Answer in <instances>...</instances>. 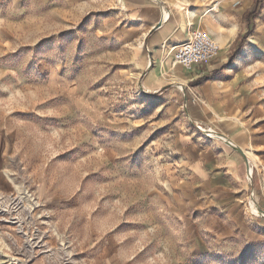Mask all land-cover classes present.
Instances as JSON below:
<instances>
[{
    "label": "rangeland",
    "instance_id": "1",
    "mask_svg": "<svg viewBox=\"0 0 264 264\" xmlns=\"http://www.w3.org/2000/svg\"><path fill=\"white\" fill-rule=\"evenodd\" d=\"M165 1L209 32L254 8ZM244 20L264 56V3ZM130 25L126 0H0V264H264L258 205L249 245L190 236L166 184L185 109L143 88L160 60L179 76L172 45L125 41Z\"/></svg>",
    "mask_w": 264,
    "mask_h": 264
},
{
    "label": "crops",
    "instance_id": "2",
    "mask_svg": "<svg viewBox=\"0 0 264 264\" xmlns=\"http://www.w3.org/2000/svg\"><path fill=\"white\" fill-rule=\"evenodd\" d=\"M126 4L131 25L121 36L138 41L139 46L147 43L155 49L170 44L172 53L197 28L188 15L173 11L165 0H126ZM247 8L246 4L238 15L228 8L220 12L235 17L230 26L207 24L210 32L206 31L219 46L212 60L191 72L172 62L179 76L170 75L174 78L170 81L160 69L164 62L160 60V67L148 70L143 79L146 92L162 94L160 102L172 116L177 109H185L186 119L176 124V160L166 184L190 236L195 238V232L202 231L220 241L242 238L245 245L258 239L257 226L262 222L247 208L251 190H255L256 205L264 210V56L250 52L259 44L254 35L244 40L243 48L229 62L231 45L244 32ZM192 121L215 134L204 136L193 129Z\"/></svg>",
    "mask_w": 264,
    "mask_h": 264
},
{
    "label": "built area",
    "instance_id": "3",
    "mask_svg": "<svg viewBox=\"0 0 264 264\" xmlns=\"http://www.w3.org/2000/svg\"><path fill=\"white\" fill-rule=\"evenodd\" d=\"M218 50V44L206 30L195 29L188 35L186 41L173 49L172 60L175 65L180 66L185 71L191 72L196 67L212 60L217 55ZM194 125L197 131L204 134V136L211 137L215 134L214 130L203 128L202 124L198 122H195ZM250 174L251 172L248 173L249 182L251 180ZM254 196V190H251L247 200V208L251 216H258ZM0 204L2 203L0 202Z\"/></svg>",
    "mask_w": 264,
    "mask_h": 264
},
{
    "label": "trees",
    "instance_id": "4",
    "mask_svg": "<svg viewBox=\"0 0 264 264\" xmlns=\"http://www.w3.org/2000/svg\"><path fill=\"white\" fill-rule=\"evenodd\" d=\"M264 3V0H253L254 8L251 11H245L243 14L244 19L254 18L258 14L259 7ZM250 34V31H246L242 36H239L231 45L232 53L229 57V62H232L233 58L239 53L243 40Z\"/></svg>",
    "mask_w": 264,
    "mask_h": 264
},
{
    "label": "water",
    "instance_id": "5",
    "mask_svg": "<svg viewBox=\"0 0 264 264\" xmlns=\"http://www.w3.org/2000/svg\"><path fill=\"white\" fill-rule=\"evenodd\" d=\"M159 25H160V23H159ZM219 136H221V135H219ZM236 150H238L243 156H245V153L239 147H236ZM259 214L264 217V211L263 210L260 209Z\"/></svg>",
    "mask_w": 264,
    "mask_h": 264
},
{
    "label": "bare ground",
    "instance_id": "6",
    "mask_svg": "<svg viewBox=\"0 0 264 264\" xmlns=\"http://www.w3.org/2000/svg\"><path fill=\"white\" fill-rule=\"evenodd\" d=\"M220 6H221V5L217 4V5L215 6L216 10H219V9H220ZM221 7H222V6H221ZM218 41H219V44H222V43L220 42V40H218Z\"/></svg>",
    "mask_w": 264,
    "mask_h": 264
}]
</instances>
